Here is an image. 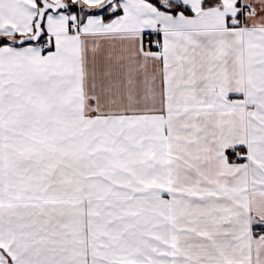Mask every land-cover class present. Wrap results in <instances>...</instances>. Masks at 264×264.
Wrapping results in <instances>:
<instances>
[{"label": "snow or ice", "instance_id": "obj_1", "mask_svg": "<svg viewBox=\"0 0 264 264\" xmlns=\"http://www.w3.org/2000/svg\"><path fill=\"white\" fill-rule=\"evenodd\" d=\"M0 264H264V0H0Z\"/></svg>", "mask_w": 264, "mask_h": 264}]
</instances>
